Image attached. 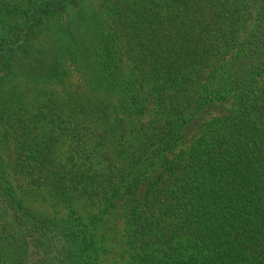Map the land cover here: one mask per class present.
Listing matches in <instances>:
<instances>
[{
	"label": "trees",
	"instance_id": "trees-1",
	"mask_svg": "<svg viewBox=\"0 0 264 264\" xmlns=\"http://www.w3.org/2000/svg\"><path fill=\"white\" fill-rule=\"evenodd\" d=\"M67 62L99 98L63 92ZM15 174L99 209L37 214ZM122 199L128 264H264V0H0V264H98Z\"/></svg>",
	"mask_w": 264,
	"mask_h": 264
},
{
	"label": "rangeland",
	"instance_id": "rangeland-1",
	"mask_svg": "<svg viewBox=\"0 0 264 264\" xmlns=\"http://www.w3.org/2000/svg\"><path fill=\"white\" fill-rule=\"evenodd\" d=\"M102 0H85V6L95 7L100 10V4ZM68 77L66 82L61 85L63 92L75 91L76 97H87L91 101L95 100V96L98 98L101 96L97 91H93L88 85L84 73L79 69H74V65L68 63ZM19 86L24 89L26 95L32 96L33 84L26 82L23 79H19ZM103 99V98H102ZM105 101V100H104ZM232 105V99L229 98L223 101L211 102L205 105L201 111H199L183 129V137L179 141L176 151L185 150L193 138L197 137L203 123L214 116H219L227 112L228 108ZM152 112L149 109V113ZM126 121L130 122L131 117L122 114ZM147 112L141 117V120H146ZM127 117V118H126ZM137 119V118H136ZM6 162L11 164L12 157L11 151L6 149L3 151ZM10 170V169H9ZM11 181L17 187V193L25 200L26 205L35 213L45 216H66L74 210L78 214L86 215L98 211V206L85 204L81 199L74 200L73 202H63L46 197L42 194L32 195L26 191L28 186L21 177L10 175ZM143 187H141L142 189ZM127 207V202L124 199L118 200L113 208L104 214L102 221L96 227V236L103 246L104 252L100 256L98 264H128V255L125 247L124 237V214ZM0 218V223H1Z\"/></svg>",
	"mask_w": 264,
	"mask_h": 264
}]
</instances>
